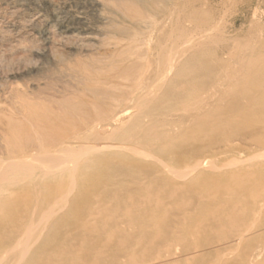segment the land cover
<instances>
[{"label": "rangeland", "instance_id": "1", "mask_svg": "<svg viewBox=\"0 0 264 264\" xmlns=\"http://www.w3.org/2000/svg\"><path fill=\"white\" fill-rule=\"evenodd\" d=\"M172 2L187 72L176 58L169 92L139 68L149 48L121 47L145 24L114 28L119 49L62 41L55 22L50 42L36 33L6 48L12 18L0 15L2 117L15 88L89 146L125 148L89 155L63 205L67 186L0 203V264H264V0H186L184 13Z\"/></svg>", "mask_w": 264, "mask_h": 264}, {"label": "bare ground", "instance_id": "2", "mask_svg": "<svg viewBox=\"0 0 264 264\" xmlns=\"http://www.w3.org/2000/svg\"><path fill=\"white\" fill-rule=\"evenodd\" d=\"M172 1L9 0L8 3L4 4L6 5L3 7L4 14H0L2 15V20L7 19V17L9 19L12 18L10 21L6 20L8 24V27H6L11 35L6 40L8 43L4 45L6 48L12 47L10 45L15 44L21 38L24 39L26 36H33L34 38L36 33L42 36L41 40L44 39L48 43L51 40L50 35H52L51 22H55L58 30L55 32H59V39L62 41L75 40L77 42H88L91 40L97 41L100 37H104L110 39L109 46L111 45L113 48L119 49L123 41H113L118 30L117 27H124L125 23H131L134 26L145 24L148 27L146 33L142 34V36H136L121 47H128L126 49L139 47L149 48L147 53L148 59L144 60V57H141L142 65H139V68L144 70L146 74H151L149 78L151 88H154L158 92L161 90L169 92L173 84L174 61L176 58L179 64V76L184 78L187 72L186 45L184 39L185 24L182 23L181 25L180 22L175 24V12ZM185 8L186 0H182V3H180V13H184ZM174 24L176 29L174 28ZM0 26L3 25L1 24ZM2 28H0L1 32L4 30H1ZM114 28H116V31L113 36ZM52 36L54 37V35ZM25 41L27 39L23 40V42ZM178 45L183 49L175 52ZM16 47H19V45ZM0 48H2L1 44ZM3 53L5 54V52L1 54ZM6 98L14 101L15 114L7 118L2 117L0 114V203H3V201L10 202L13 197L12 194L16 195V191L18 190L34 189L33 191H35L44 188L47 189L50 196L53 192H58L62 188L64 190V186H67L66 189L69 191L74 187V174L77 170L82 168L88 169L89 155L112 150L123 151L125 149L122 146H110L107 144H101L96 147L89 146V143H86L89 138L83 137L84 134L82 135L79 128L74 126L65 128L61 125V119L58 117H49L44 114L41 109L42 105L40 106L35 99L20 94L18 89L12 88L6 95ZM130 118L131 115L120 117L114 122H124ZM106 129L103 131L106 132ZM76 147L83 149L82 155L79 154L80 156H84L83 158L80 156V158L76 157L78 152L74 153L73 151ZM148 156L147 159L154 157ZM143 157L145 158V154H143ZM263 170L264 168L262 167L260 172H264ZM72 191L63 195L65 197L62 199V196L58 200L59 203L67 202L66 197L68 198ZM37 200L39 201L40 198H36L33 202H38ZM54 203L52 206L56 208L58 206L56 205L57 202L55 201ZM46 207L44 205V208ZM49 207L51 206L49 205ZM50 209H47L45 212ZM58 210L56 213H58ZM45 214L48 216L50 213ZM42 218L46 223L47 220H44V217ZM43 221L41 222L43 223ZM37 223L40 224V222ZM39 224L37 225L39 226ZM29 227L32 226L30 225ZM34 229L33 231H36ZM27 230L30 233L32 232L30 229ZM26 234L29 235L28 233ZM26 234L24 236H27ZM32 236L29 235L26 240ZM19 240L21 241V239L17 241ZM26 240L24 242L28 241ZM24 242L20 244L17 242L19 244L18 246L23 247ZM34 242L36 243V241ZM26 245L27 243L24 246L27 247ZM15 248V251L19 249L18 247ZM11 250L13 249L11 248ZM22 252L20 256L23 255ZM24 255L19 260H23ZM4 256L2 255L4 259L7 258V256ZM21 261H18L16 264Z\"/></svg>", "mask_w": 264, "mask_h": 264}]
</instances>
